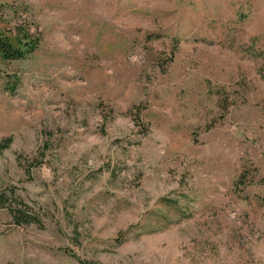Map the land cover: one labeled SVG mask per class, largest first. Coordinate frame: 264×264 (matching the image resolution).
Returning a JSON list of instances; mask_svg holds the SVG:
<instances>
[{
	"label": "rangeland",
	"instance_id": "1",
	"mask_svg": "<svg viewBox=\"0 0 264 264\" xmlns=\"http://www.w3.org/2000/svg\"><path fill=\"white\" fill-rule=\"evenodd\" d=\"M0 4V264H264V0Z\"/></svg>",
	"mask_w": 264,
	"mask_h": 264
},
{
	"label": "trees",
	"instance_id": "2",
	"mask_svg": "<svg viewBox=\"0 0 264 264\" xmlns=\"http://www.w3.org/2000/svg\"><path fill=\"white\" fill-rule=\"evenodd\" d=\"M7 7L0 4V18L4 17ZM13 37L11 32L0 29V63L19 61L31 55L40 44V35H31L30 30L16 26ZM8 33V34H6ZM10 139L0 142V154L9 147Z\"/></svg>",
	"mask_w": 264,
	"mask_h": 264
}]
</instances>
